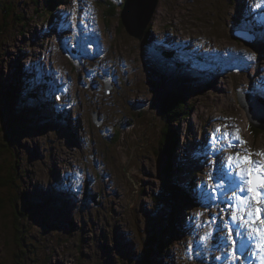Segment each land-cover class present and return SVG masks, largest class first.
Wrapping results in <instances>:
<instances>
[{"label":"rangeland","instance_id":"1","mask_svg":"<svg viewBox=\"0 0 264 264\" xmlns=\"http://www.w3.org/2000/svg\"><path fill=\"white\" fill-rule=\"evenodd\" d=\"M158 1L153 16L142 12L143 23L152 19L141 43L123 24L124 9L108 6L126 0H57L55 9L47 0H0V105L20 125L9 115L6 129L0 121V169L14 183L0 199V264H260L248 249L235 261L225 255L223 218L242 233L237 241L246 234L231 220L227 161L221 169L211 147L221 143L209 139L238 129L246 143L234 154L264 152V0ZM163 52L174 61L158 60ZM102 77L111 95L94 85ZM180 96L185 115L161 118L166 98ZM252 109L261 130L250 125ZM202 128L212 134L198 137ZM167 131L175 139L162 156ZM206 147L220 158L217 186L226 185L215 192L193 164L201 159L214 177V163L201 157ZM176 188L186 199L181 210L172 209ZM28 199L41 213H22L25 248L19 236L12 241L9 220L11 204L22 209ZM151 237L158 242L147 251Z\"/></svg>","mask_w":264,"mask_h":264},{"label":"snow or ice","instance_id":"2","mask_svg":"<svg viewBox=\"0 0 264 264\" xmlns=\"http://www.w3.org/2000/svg\"><path fill=\"white\" fill-rule=\"evenodd\" d=\"M248 58L255 59V56H248ZM233 140L239 143H233ZM210 142L212 144L227 142L228 149L237 148L246 143L240 139L238 129L234 133L216 129ZM255 155L264 157V152L243 154L237 152L233 156H228L226 158L227 171L221 176V179H226L228 186L232 188L231 220L243 230L246 239L242 238L237 241L235 236L242 235V233L230 227H221L219 231L228 233L224 240L226 247L231 251H226L225 255L233 261L238 259V253L248 249L252 256L259 258L260 264H264V159L255 160L253 159ZM221 160L219 167L223 169L225 158L221 157ZM225 186V184H220L218 188ZM218 188L210 191H218ZM204 239L207 241L210 237L206 236Z\"/></svg>","mask_w":264,"mask_h":264},{"label":"trees","instance_id":"3","mask_svg":"<svg viewBox=\"0 0 264 264\" xmlns=\"http://www.w3.org/2000/svg\"><path fill=\"white\" fill-rule=\"evenodd\" d=\"M52 0H47V2H48V5L50 6V8L51 9H55L56 8V6H57V3H55V1L57 2V0H55L54 2H51ZM110 4V5H109ZM108 4V6L112 9L111 10V13H115V14H117V10H122L123 8H125V7H120V6H117V5H114V4H112V3H109ZM103 20H104V18H103ZM108 21V20H107ZM120 21V20H119ZM7 24H8V22H7ZM120 24H121V28L124 30V28H123V26H122V23H121V21H120ZM4 25H6V24H4ZM3 25V26H4ZM2 26V28H4V29H6V27H3ZM109 26V25H108ZM162 28L163 29H166V30H169L170 28H168V27H166V26H162ZM125 34H126V32H125ZM186 47V45H184L183 46V48H185ZM178 54H183L184 56H182V59L183 60H186V53H185V51H183L182 50V52L181 53H178ZM165 55H166V58L169 60V61H174V60H172L171 59V57H172V55L169 53L168 55L165 53ZM157 59L158 60H163L161 57H157ZM184 62V61H183ZM174 64V63H173ZM175 64H177L180 68L181 67H183V63L180 61V62H178V63H175ZM238 81H239V85H240V79L238 78L237 79ZM171 92H172V94L171 95H181V93L178 91V90H170ZM169 95V94H168ZM8 97L10 98V97H12V95H8ZM8 98V99H9ZM178 98V100H172V99H170V98H166L167 99V101H168V106H169V108L170 109H168V110H166V111H163V113H161V118L162 117H170V116H172V115H174V114H178V115H185V111L186 110H189V106L188 105H186L185 106V108H182L183 106H184V104H183V102L181 101V99L183 98L182 96H180V97H177ZM181 98V99H180ZM13 99V101L15 100V98L13 97L12 98ZM182 103V104H181ZM1 107H3V105H0ZM15 114V112L14 113H12V111H10L9 110V120H10V122L13 124V126L14 127H19L20 125L18 124V122H17V117L14 115ZM20 117H23V115H21ZM178 117H180V116H177V119H178ZM136 119H138V116H136L135 117ZM8 116L7 117H4V116H2L1 114H0V121H1V126H2V128L3 129H6L7 128V125H8ZM13 120V121H12ZM19 120V119H18ZM23 120V119H22ZM163 120V119H162ZM179 120V119H178ZM176 122V119H174V118H171V119H169V123L170 124H174ZM26 125H28V124H26ZM38 126H42L41 124L40 125H28V129H32L33 131L38 127ZM22 129H25L24 127H22ZM252 129H255L253 126H252ZM170 131V130H169ZM169 131H167L166 133H164V143H163V148L160 150V152L162 153V156L163 155H166V154H169L170 152H171V148H170V141L172 140V139H174L175 138V136H174V133L173 132H170V134L168 135L167 133L169 132ZM256 131H257V129H256ZM259 132V131H258ZM117 133V132H116ZM2 134H3V131H2ZM1 134V135H2ZM168 135V136H167ZM5 137L9 140V136H8V134H6L5 135ZM1 139H2V136H1ZM9 144V142L8 141H6V145H8ZM166 144H167V148H170L167 152H165L164 151V149H166ZM163 150V151H162ZM13 156V155H12ZM51 163H52V161H51ZM10 164H6L5 166H9ZM0 187H3V189H4V192H5V195H2L1 193H0V199H3V198H5L8 194H9V192H10V194H9V196L11 197L12 195H11V193H12V185L14 184L13 183V180L12 179H10V177H11V174H10V172L7 170V168L5 167L4 169H0ZM3 173H5V176H2V174ZM52 174H56L57 175V173L55 172V171H53L52 172ZM194 176H196V174H193V177ZM9 184V185H8ZM16 187V186H15ZM17 188V187H16ZM171 188H174V187H171ZM194 190L195 189H193V192H194ZM172 194H173V199H172V201H171V204L173 205L172 206V209H184L185 208V206H186V204H185V197L182 195V193H181V191L178 189V188H176L173 192H172ZM27 198V197H26ZM191 202L193 203V200L191 199ZM14 203V202H13ZM13 203L11 204L12 205V212H13V216H12V219L11 220H9L10 221V223H11V228L13 229V231L11 232V234H12V241H13V239L15 238H18V236H19V240H20V244H21V246H23V247H28L26 244H25V241L23 240V238L21 237V235L25 232V227H24V224H23V222H24V220H26V219H23L22 218V213H25V215L24 216H26V218L28 219V217H27V215L29 216L30 214H31V216H32V212H31V210H35V211H37V212H39V213H41L40 212V210L39 209H37V207L36 206H34L31 202H30V200L28 199V201H26V202H24V205H23V207H22V209H20L18 206H13ZM2 205V206H1ZM3 207H4V205L2 204V203H0V213L1 212H3L4 211V209H3ZM33 208V209H32ZM40 217L41 216H43L42 214H38ZM23 216V217H24ZM30 218V217H29ZM174 217H172L171 219H173ZM40 220H42V218H39ZM18 224V226L17 227H15L16 225ZM15 227V228H14ZM170 229H172L171 228V226H170ZM163 241V240H162ZM158 242V239L156 238V237H151L150 239H149V241H148V243H147V248H148V250L147 251H149V249H150V247H152V246H154L156 243ZM164 243H165V240H164ZM159 244V248H161V247H164V245H163V242H159L158 243ZM15 264H22V262H20V263H17V262H15Z\"/></svg>","mask_w":264,"mask_h":264},{"label":"water","instance_id":"4","mask_svg":"<svg viewBox=\"0 0 264 264\" xmlns=\"http://www.w3.org/2000/svg\"><path fill=\"white\" fill-rule=\"evenodd\" d=\"M127 1V7L124 8V13H123V24L125 25L128 33H130L131 35L135 36L136 38L140 39L141 43H143L142 41H144L145 37L143 38V34L146 31V27H148V24L150 23L152 16L154 15V13L156 12L157 8H158V4L159 1L158 0H126ZM145 9H150L152 16L148 17V22L143 23L142 19H141V15L142 12ZM153 25V24H152ZM172 55V53H170ZM182 56H184L183 54H178V58H179V62L181 61L183 63ZM159 57H161L163 59V61L165 62L167 60L165 53H162ZM169 61L167 60V63ZM107 86V85H106ZM104 89H105V85H104ZM111 87H107L106 91L103 92V94L105 96L107 95H111ZM245 104H243L242 102V106L244 107ZM1 107V106H0ZM2 111H0V114L4 117H7V109L6 107H1ZM248 113V111H247ZM97 125H99V123H97Z\"/></svg>","mask_w":264,"mask_h":264},{"label":"bare ground","instance_id":"5","mask_svg":"<svg viewBox=\"0 0 264 264\" xmlns=\"http://www.w3.org/2000/svg\"><path fill=\"white\" fill-rule=\"evenodd\" d=\"M127 3V1L124 3V5H123V7H127L128 5L126 4ZM124 9V8H123ZM15 24V23H14ZM172 53V52H171ZM244 109V108H243ZM248 112H249V110H247ZM250 112H251V114H250ZM249 113H248V116H249V121L251 120V117H252V119L256 122V126H255V124H250L251 126H253L255 129H257V130H261V124H260V119L261 118H259V115L257 116V114L259 113L257 110H255V109H252L251 111H250ZM259 121V122H258ZM59 160V159H58ZM61 161H63L62 159H61ZM60 164H63V162H61ZM9 185V184H8Z\"/></svg>","mask_w":264,"mask_h":264}]
</instances>
